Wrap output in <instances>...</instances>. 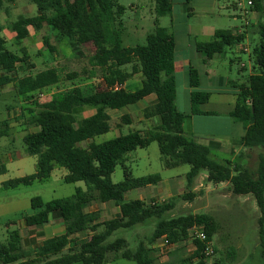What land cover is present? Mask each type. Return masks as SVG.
Wrapping results in <instances>:
<instances>
[{
  "label": "trees",
  "instance_id": "trees-1",
  "mask_svg": "<svg viewBox=\"0 0 264 264\" xmlns=\"http://www.w3.org/2000/svg\"><path fill=\"white\" fill-rule=\"evenodd\" d=\"M30 1L37 6L38 14L19 15L14 20L12 30L16 40L21 42L29 36L31 29L38 31L46 24L57 40L67 41L74 52L81 54L84 46L91 48L90 62L102 72L103 83L92 93L75 87L44 102L39 110L31 111L29 123L36 130L28 132L23 141L26 154L37 157L36 171L6 180L0 188L9 190L45 182L55 167L61 166L68 170L64 177L66 183L83 181L86 189L79 187L72 196L47 203L40 196L32 198L31 206L38 211L25 217L27 227L42 226L50 221L51 215H55L62 219L67 230L64 234L45 239L35 250L26 249L21 234L13 232L9 245L0 242V264H107L110 255L114 260L122 258L136 264H159L153 255V245L163 237L168 246H175L164 264H211L212 255H206V244L200 239L193 240L195 249L191 255L183 252L184 243L190 239V231L195 225L204 226L212 245L216 225L210 214L169 216L175 206V197L161 203L125 200L128 191L158 184L162 180L159 173L134 177L126 166L128 152L148 147L152 142L159 145L164 167L190 166L186 175L188 191L179 195L180 198L193 199L195 193L191 189L202 170H207L211 182H228L234 194L255 197L261 212L260 252L264 264V23L260 27L261 42L253 51L254 71L247 83L233 86L238 91L230 116L246 128L241 138L243 148L237 162H218L212 158L209 146L189 139L184 133L187 115L176 105V46L170 29L159 26L156 20L155 30L148 34L146 44L126 47L122 38L125 30L122 16L126 7L118 0ZM253 3H258V0H253ZM172 4V0H155L156 12L170 11ZM2 31L0 23V88L12 83L16 94L27 100L61 81V74L54 67L35 75H21L34 67L30 55L26 51L20 55L9 50L1 36ZM244 40L242 34L218 30L211 41L199 43V48L211 59ZM45 43L49 45L47 37ZM127 66L131 69L127 70ZM138 73L144 76L140 88L135 91L114 89ZM189 80L192 87H200L199 71L194 66L189 69ZM212 93L210 90L193 91L191 114H209L201 107L209 101ZM150 94H156L158 101L146 107L143 115L145 118H158L156 128L146 133L137 130L103 142L95 141V137L111 130L110 110L134 105ZM87 106L94 107L96 111L90 116L79 117L77 110ZM123 120L131 121L127 114L123 115ZM10 130L9 120L1 121L0 139L9 136ZM86 141L88 144L83 146ZM249 151L258 152L257 163L241 167L240 160ZM119 164L124 168L125 178L114 183L111 176ZM7 171L0 157V175ZM93 202H114L120 209V215L101 221L99 210L85 211V207ZM152 220L155 221L153 232L139 240L134 249L125 238L109 240L119 229H133ZM78 233L87 235L75 236Z\"/></svg>",
  "mask_w": 264,
  "mask_h": 264
},
{
  "label": "rangeland",
  "instance_id": "rangeland-1",
  "mask_svg": "<svg viewBox=\"0 0 264 264\" xmlns=\"http://www.w3.org/2000/svg\"><path fill=\"white\" fill-rule=\"evenodd\" d=\"M0 23L3 25L1 36L6 40V47L23 55L26 51L30 55V62L34 67L27 70L26 74L35 75L46 68H57L61 74V81L54 86L44 89L32 98L25 100L16 94L14 84H9L0 88V122L7 119L10 122V135L0 139V155L2 162L7 166V173L0 175L1 183L26 175L36 171L37 157L27 155L23 137L31 131L36 130L29 123L31 111L39 110L41 104L54 98L60 97L67 91L80 87L85 93H92L98 86H102L103 76L99 68L94 67L90 62L91 48L84 46L82 53H76L67 41H58L55 34L44 24L43 28L34 31L27 38L18 42L15 33L12 30V24L19 15L35 16L38 9L30 0H1ZM189 4L185 0H174L175 7H181ZM119 4L126 7L122 16L125 24L123 31V45L126 47L135 45H144L147 36L155 30V21L157 12L155 9V0H118ZM225 14L230 12L227 7L223 10ZM166 20H164L165 22ZM241 22V21H239ZM48 38L49 45L45 43ZM252 48L255 46L254 34H251L249 43ZM51 47H54L52 50ZM243 60L249 63L246 53L241 54ZM253 56V53H252ZM235 54L228 50L218 58L216 72L241 84L248 82V77L252 72L248 65L247 69H242L239 62L234 61ZM232 59V61H230ZM193 66L199 68L203 73V68L193 62ZM130 70L131 66H127ZM72 75V76H69ZM143 76H136L134 80H128L126 88L136 90L142 86ZM203 81L204 75H203ZM179 85V108L187 110L186 97L184 93L185 81L182 74L178 75ZM206 109H213L214 105L205 106ZM220 110V109H219ZM79 117H84L96 111L94 107L87 106L77 110ZM128 114L131 121L127 123L123 120V115ZM143 110L139 108H126L119 112H113L111 118V130L103 135L95 137L96 142L110 140L119 134H128L129 132L142 130L146 131L154 127L157 123L150 120L147 124L144 119ZM195 125L191 122L184 124V131L188 137H192L190 130L195 128L196 140L201 138H212L211 135L224 137L231 131V124L225 120V116L218 118L221 120L214 121V118H202ZM213 119V120H212ZM156 122L158 118H154ZM151 126V127H149ZM149 127V128H148ZM152 130V129H151ZM226 138V137H224ZM229 139V149L236 148L241 150V140L236 137ZM204 142V141H201ZM87 143H83L86 145ZM217 152L211 156L218 162L232 160V151ZM257 153V151H256ZM126 166L130 169L134 177H143L149 174L161 175L162 181L157 185H149L144 188L131 190L125 194V200L134 199L140 191H148L157 188V191L164 187H170L173 193L168 197L165 193L156 194L160 201L169 200L175 197V206L169 213V216H179L182 214H201L208 213L212 216L215 223L212 245L216 249L214 255L210 257L211 264L216 262L220 264H262L260 252V227L259 217L260 208L253 195H236L232 192L228 182L214 183L208 180L207 170H202L191 190L195 193L193 199H183L187 189V173L190 170L189 165H181L177 168L168 169L164 167L163 156L160 152L157 142H152L148 147L137 148L126 154ZM68 170L64 167L57 166L52 172L51 177L45 182H36L30 186H20L16 189L3 190L0 188V242L10 244L11 234L18 231L24 238L23 246L26 249L35 250L40 242L44 239L58 236L66 232V227L62 219L55 218L51 215L49 223L38 226L37 236L32 235L26 226L24 219L27 215L34 214L35 209L31 206V200L40 196L45 203L58 198H65L75 194L76 189L81 187L86 189L83 181L76 183H66L64 181ZM114 183L124 180V168L119 164L111 176ZM181 192H178V188ZM177 190V191H176ZM187 192V191H186ZM152 197L147 198L150 201ZM153 200L157 201V198ZM88 210H99L101 221H106L118 216V206L115 203L93 202ZM155 228V221L152 220L146 225H138L133 229H119L111 237L110 241L116 238H125L129 242L130 248L134 249L139 240L150 235ZM85 236L87 234L78 233L75 236ZM89 235H93L89 233ZM88 235V236H89ZM153 249V255L157 263H165L170 259V252L175 246H168L161 239L156 243ZM171 249V250H170ZM195 249L192 239L184 243L183 252L185 255H191ZM80 264V263H79ZM107 264H136L126 259H113L109 256Z\"/></svg>",
  "mask_w": 264,
  "mask_h": 264
},
{
  "label": "crops",
  "instance_id": "crops-1",
  "mask_svg": "<svg viewBox=\"0 0 264 264\" xmlns=\"http://www.w3.org/2000/svg\"><path fill=\"white\" fill-rule=\"evenodd\" d=\"M185 1L189 4V7H186L185 6L186 3L183 1L181 3V7L177 8L174 5V0H172L173 3L172 9L165 13H157V19H156L159 26L170 29L175 37V46H176L175 76L177 80V100H176L177 108L180 110L179 108L180 92L178 85V75L182 74V77L185 81L184 93L186 97V107H187V110H180L181 112L187 115L184 124L188 121L191 122L193 125H195L197 122H199V120H203L202 118H214L215 119L214 121H217V120H221L218 118L222 117L223 115L225 116V120H227L231 124V131L229 132V134L224 135V137L226 138L236 137L237 139L241 140V138L245 135L246 128L243 123L234 121L230 116V113L236 104V99H237L236 91H238V88H234L233 86L239 85L241 83H238L236 81H231L229 78L219 75L216 72V68L218 64V58L219 57L221 58L222 55L228 49L235 54L234 61L239 62L242 69H247L249 65L252 69V72L254 71L255 60H254V56H252V53L254 49L258 47L261 42L260 27L264 23V0H258V3H255L252 6L248 4V0H185ZM238 3H242V5L239 6ZM226 7L230 9V12L228 14H225L223 12V10ZM164 20L166 21L164 22ZM218 30H230L233 34H242L245 36V40L240 44L227 48L225 52L216 54L213 58L208 59L205 53L199 48V43L211 41L214 38L216 31ZM252 33L254 34V40L256 43L254 48H252V46L249 44ZM242 53L247 54L249 63L248 62L246 63L245 60H243L241 56ZM230 61H232V59ZM193 62H195L197 65L203 68V73L199 70V68H197L200 76V87L198 88L192 87L190 85V80H189V69L191 66H193ZM203 75L205 81H203ZM136 76H143V74L142 73L135 74L129 80H134ZM143 78H142V82H143ZM126 86H127V81L125 82L124 85H122V88L128 90ZM195 90H210L213 92L209 101L204 105H202L201 107L203 111H206L209 114H199V115L191 114V93ZM130 91H135V90H130ZM157 101H158L157 95L150 94L134 105L127 106L120 110H110L109 114L112 118L113 112H119L126 108L130 109L135 107L144 110L146 107L154 105ZM210 104H213L214 108L206 109L205 106H210ZM154 118H144L146 119L147 124L150 123V120H153L155 123H157L154 127L152 126L151 129L156 128L159 124V121L156 122ZM151 129H148L146 131H142V130H138V131L146 133ZM184 133L187 136L185 131ZM190 133L192 137H188V136L187 137L189 139H196L197 133L195 132L194 127H192V129L190 130ZM211 137L212 138H201V141L204 142H201L200 140L199 142L209 146L212 150V154L215 153V151L221 153L226 151L229 152L231 150V146L229 149V144H228L229 139H226L224 137L221 138L216 135H211ZM88 142L89 141L83 143L88 144ZM241 150H237L234 147L232 148L231 151L233 153L234 158L231 161L237 162L239 160V155ZM257 158H258V152L256 153L254 151L253 152L249 151L246 157L240 160V166L246 167V166L256 165ZM177 188L178 187H176V189ZM171 189L170 187L167 188L164 187V189L161 188L158 191L157 188L145 192L140 191V193L136 194V196H134L135 198L132 200L142 199L147 201V198L149 196L152 197L150 201H147L149 203L165 202L167 200L164 199L160 201L156 196V194L158 195L160 193H165L169 197L171 196V193H173ZM181 189L183 188H178L179 190L178 192H181ZM186 191L188 190L186 189ZM186 191H184V193ZM154 198H157V201L153 200ZM107 203H114V202H105V204ZM91 204H88L85 207V211L87 212L92 211V210H88V207ZM37 211L38 210H36V212ZM118 212H119L118 214L119 216L120 215L119 207H118ZM55 218L60 219L59 217H55ZM34 228L35 229L30 230V232L32 233V235L37 236L38 232L35 233V231L38 230V228L37 227ZM21 237L23 244L24 238L22 234ZM44 240H42L40 244ZM156 243L153 245V248H155L154 246L156 245Z\"/></svg>",
  "mask_w": 264,
  "mask_h": 264
},
{
  "label": "built area",
  "instance_id": "built-area-1",
  "mask_svg": "<svg viewBox=\"0 0 264 264\" xmlns=\"http://www.w3.org/2000/svg\"><path fill=\"white\" fill-rule=\"evenodd\" d=\"M248 4L250 6H252L253 0H248ZM239 6L242 5V3H238ZM122 88V86L116 85L114 87V89H119ZM190 239L194 240V239H200L201 241L205 242L206 247H205V253L206 255H213L214 254V248L213 245H211V243L208 241V236L206 234L205 228L202 225H195L192 227L191 231H190ZM164 243L167 244V240L165 237H163L161 239Z\"/></svg>",
  "mask_w": 264,
  "mask_h": 264
}]
</instances>
